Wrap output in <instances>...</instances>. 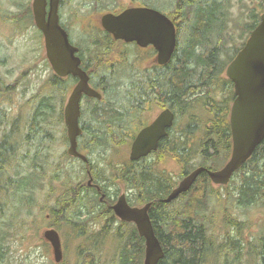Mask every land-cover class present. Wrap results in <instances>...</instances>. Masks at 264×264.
<instances>
[{
  "label": "trees",
  "instance_id": "obj_1",
  "mask_svg": "<svg viewBox=\"0 0 264 264\" xmlns=\"http://www.w3.org/2000/svg\"><path fill=\"white\" fill-rule=\"evenodd\" d=\"M159 1L139 0L147 5H156ZM228 4L229 0H165L167 8L165 11L170 15L178 16L177 49L165 65L152 67V71L148 73L152 76L151 79L140 85L147 94H159L162 100L176 110H183L189 115V123L184 132L186 137L180 141L175 136L169 146L161 145V151L183 155L180 162L175 159L182 165L180 175L187 174L199 165L212 170L217 169L226 158L228 159L231 151L229 109L234 92L231 81L225 74L223 76V72L257 25L263 10L250 13V23L246 24L243 33L244 42L237 48L233 46L225 48V44L228 43L224 32L225 25L230 19ZM222 55H225L224 59L220 58ZM143 75H146V72ZM50 98L51 96H46L42 99L43 118L47 114L45 109L53 107L52 103L46 102ZM132 100L135 102L131 85L125 89H117V85L110 83L104 86L102 99L87 98L89 115L92 116L91 120L96 128L92 131L84 130L77 137L78 147L86 156L89 157L91 154L97 156L103 149H115L130 142L134 134L129 121L135 107ZM195 105L204 118H199L198 112L192 113L195 112ZM1 143L0 138V181L2 161L5 156ZM177 145H181L184 152L181 148L180 151ZM197 155L200 161L196 165L193 159ZM158 161L156 159L149 163H134L135 166L133 162L126 161L116 170L118 178L113 177L110 180L113 182L119 179L131 183L137 193H141V202L153 201L149 210L150 220L164 253L158 264H207L208 260L213 259L216 262L220 258L223 259L221 264H264V222L261 233L248 240H244L236 233L235 236L227 235L226 239L218 241L215 235L209 232L206 225L208 219L203 213L207 207L206 201L212 196L223 203L222 222L226 227L238 232L243 229L245 222L233 216L225 206V202L234 196L227 192L226 195H222L213 190L206 173L202 172L188 192L180 195L178 199L168 204L154 201L156 198L164 197L174 186L172 179L164 171L159 172L157 169ZM89 162L95 179L99 177L108 180V177L102 176L104 172L99 167V162L91 164L90 159ZM157 172L162 176H158ZM230 182L234 183L236 196L234 199L237 206L247 207L258 204L264 208V139L246 162L235 171ZM1 192L3 191L0 184V199L8 198L5 194L1 195ZM89 196L88 200L91 203H98L91 193ZM65 197L62 205L68 204L66 207L72 209L67 211V215L65 211L58 210L51 225L57 230L62 227H71L74 231L86 230L85 221L79 218L81 215L78 206L85 203L87 198L80 196L76 189L73 190L71 198L67 195ZM79 233L82 235L83 232ZM114 237L124 239L117 244V254L111 264H141L144 240L136 229L127 231L126 236L122 231H118ZM89 242L93 246L100 241L90 239ZM230 253H233L232 258H229ZM98 254L99 249L89 248L80 251L82 264H95Z\"/></svg>",
  "mask_w": 264,
  "mask_h": 264
},
{
  "label": "flooded vegetation",
  "instance_id": "obj_2",
  "mask_svg": "<svg viewBox=\"0 0 264 264\" xmlns=\"http://www.w3.org/2000/svg\"><path fill=\"white\" fill-rule=\"evenodd\" d=\"M89 1H85L83 3V7L81 8L85 7L86 10H84L82 13L80 11L78 12L75 8H72L71 10L73 13H76L75 15L69 11V8H67V6L65 5L64 0H59L57 7L58 22L61 28L66 32L69 43L73 47H75L76 50L74 55L79 58V68L83 70L87 75L88 84L91 88L98 91L101 96H103L104 86L109 83L117 85V89H125L131 85L132 94L135 99V107L129 120L130 126L134 131L133 137L129 142V150L131 143L133 142L135 136L139 133V131L151 125L162 112L169 111L172 115V126L170 124L169 126L165 127V135L158 139L156 149L150 151L147 155L142 156L136 160H130L128 154L127 161H131L133 162V164H143L158 159L159 161L157 163H162L165 159L171 157L174 160L177 158L178 162H180V159H182L183 155L179 156L175 155L173 152V154H171L168 151H161V145L169 146V143L172 142L173 137L175 136H177L180 141L184 139V132L186 130V124L183 120L184 111L176 110L169 103L162 100V97H159V94H147V91L143 89V87L139 86L142 82L146 80L149 81L151 79L152 76H150L148 73L152 71V67H154L155 65L163 66L166 63L163 65L157 63V52L152 45L149 44L147 46H140L135 41L127 42L122 39H115L112 34L107 32L101 25V16L105 13L119 14L128 7L153 8L165 14L170 20H172L176 31L175 49H177L178 16L170 15L169 13H167V11H165V9H167L166 7L164 8L165 4H163L165 3V0H162V2L160 0V2L162 3L161 7H153L155 5L152 4H149V6L147 4L139 2V0H129L123 7H116L109 10H105V7L100 8L98 6L97 0ZM31 17L33 19V24L35 25L32 10ZM22 25H25L23 20ZM36 30L39 33V36L42 38L44 45L43 34L37 27ZM127 49L129 51H135L132 56L129 54L132 57L131 59H129V56L125 53ZM49 66L52 73L51 79L49 81L53 83V90L59 92L61 94H59L60 96H63V99L59 98L60 107L57 109L55 107L48 108V110L45 109L47 114L43 118L41 112L44 109L41 110V105L42 99L44 97L42 98V95L35 96V98H38V101L35 104V108L31 117L32 121L28 123V126L22 123L19 124L7 122V127L1 137V144L5 154L2 161L1 186L2 191H4V194L6 195V197H8V202L0 204V217H4L7 220H10V217L15 218L14 221L17 223V228H21L25 223L27 216L32 215L33 211L37 209L39 211L44 210V212H46L45 217L50 222H52L54 219V215L58 210L66 211L67 215V211L69 209H72L71 207H66L68 206V204L62 205L65 202L64 197L66 195L71 198L73 190L76 189L77 193L79 192L80 196L85 198L87 196H85V193L92 190L93 196L95 198L97 196L96 199L99 204H79L78 207H80L81 216L83 214H88L89 210L86 207L99 206L102 207L104 213H108L109 219H107L106 221H117L121 224H119L120 226L126 223L132 224L133 228L136 229V226L133 222H126L119 219L114 214L112 205L117 201L120 195H124L125 200L130 207H142L146 203H151V201L147 200L141 202V193H137L138 191L135 189V187L131 186V183L128 184L126 182L123 183H125L124 186L126 188L129 187L128 189H125L123 192L119 193V195L116 194L113 197L109 198L110 187L106 185L104 181H101L103 180L102 178H94L90 167L89 157L86 156L84 151H82L78 147V142L77 151L86 156L87 162H84L81 159L68 154L69 142L67 139L63 112L67 97L75 84L78 82L79 78L72 74L61 76L53 70L50 64ZM144 72H146V75H143ZM34 74L35 76H40V74H38V71ZM148 96H151V98ZM87 98L90 97L86 96L85 94H82L80 98V115L78 117V124L81 132L84 130L92 131L96 128L93 124V121L91 120L92 116L89 115V109L87 108L86 104ZM50 117H53L52 120L56 121L57 124L53 123L54 125H52ZM59 122L62 126V134L58 133ZM52 132L58 133L60 136V141H63L62 151L57 154V147L55 146V143L57 144L58 140H56ZM161 140L166 141L161 144ZM177 147L179 149L181 148L184 152V149L181 147V145H177ZM74 159L81 162L82 167H84L85 179L84 177H82L81 183H76L77 187H75V184L73 183ZM196 167L198 166H195V168ZM185 175L186 174L181 175V178L178 180V182ZM158 176L162 175L158 173ZM46 178L49 179L48 184H44V191L46 192L47 197V206L37 208L36 206L39 196L38 193L43 189V179ZM177 183L170 189V191L177 185ZM85 190L87 191L84 193ZM169 192L164 197L156 198L154 199V201L163 203L161 200L165 198L169 194ZM130 195L135 196V199L134 197L131 199ZM178 197H180V195ZM178 197L176 199H178ZM152 203L150 207L152 206ZM9 207H15L16 210L11 211V208ZM149 210L150 208L148 209V214L150 212ZM81 216H79L80 219ZM9 223L10 222H6L7 226H9ZM51 227V224H47L44 230ZM44 243L48 244L52 254V248L49 242L44 239ZM51 261H53L51 262V264H65L63 259L60 262H55L53 258V260Z\"/></svg>",
  "mask_w": 264,
  "mask_h": 264
},
{
  "label": "rangeland",
  "instance_id": "obj_3",
  "mask_svg": "<svg viewBox=\"0 0 264 264\" xmlns=\"http://www.w3.org/2000/svg\"><path fill=\"white\" fill-rule=\"evenodd\" d=\"M64 1L71 13H73L71 10L72 8L82 13L86 10L85 7L81 8L83 7V3L89 0ZM128 1L129 0H97L98 6L100 8L105 7V10L116 7L121 8L125 6ZM31 2L32 0H0V138L7 127V122L22 123L28 126V123L32 121L31 117L35 104L38 101V98H35V96L42 95V98L51 96L47 101L50 104L52 103L53 107L56 109L60 107L59 98L63 99V96H60L61 94L59 92L53 90V83L49 81L52 74L51 68L44 54L43 40L37 32L36 26L33 24V19L31 17ZM161 2L159 1L155 6L161 7ZM165 7L166 5H164V8ZM263 9L264 1L261 0H229L228 12L230 19L226 22L224 31L228 43L225 44V48H230L232 46L237 48V46L239 47L241 43L244 42L243 33L246 24L250 23V13H258ZM73 14L76 15V13ZM22 20L25 25H22ZM181 35L184 36V34ZM125 53L129 56V59H131L135 51H129L127 49ZM220 58L224 59L225 55L220 56ZM37 71L40 76H35L34 73H37ZM224 74L225 71L223 72V76ZM194 110L195 112H191H198L199 108L197 105H195ZM199 113L200 111L198 112V117L204 118V116L201 113L199 115ZM183 116L184 119H182L187 125L189 123V115L185 112ZM52 119L53 117H50L51 124H57L56 121ZM60 124L59 122L58 133L62 134V126ZM52 133L56 140H58L57 144L55 143L57 154L62 151L63 141H60L58 133ZM99 153L100 154L97 156L96 154H91L89 159L92 163L99 162L98 165L104 172L102 176L108 177V180L101 181H104V183L110 187L109 198H111L127 189L123 181L115 178L116 180L113 181V183L110 180H112L113 177L118 178L116 172L117 168L128 160L129 143L115 149H103L99 151ZM226 160L222 162V165ZM199 161L200 157L197 155L193 159V163L197 165ZM156 166L159 171L166 172L172 179L171 181L174 185L181 178L182 165L171 157L165 159L162 163H158ZM73 170V183L76 185V183H81L82 177H84V169L81 162L74 159ZM1 182L2 181H0V184ZM48 182V178L43 179V189L38 193L37 208L47 206L44 184L46 185ZM211 187L222 195H226L227 192L229 195L231 193L234 198L236 197L234 194V183L232 182L223 186H216L211 183ZM90 193L93 195L92 191H87V193H85V195H87L85 198H88ZM3 194L4 191L1 192V195ZM133 197L134 196L130 195L131 199ZM234 198H229V200L225 202V206L233 216L245 222L243 229L238 232L233 228L226 227L222 222L224 206L221 201L217 200L214 196L206 201L207 207L203 213L208 219L206 225L209 228V232L215 235L218 241L226 239L227 235L235 236L236 233L244 240H248V238L251 239L261 233L263 227L262 223L264 222V208L258 204L239 207ZM7 202V198L2 199L1 197L0 204ZM85 203L91 202L86 199ZM9 208H11V211L16 210L15 207ZM86 208L89 210L88 214H83L81 216V220L85 221L86 230L80 231L79 229H75L74 231L71 227H62L58 229L61 235L64 263L82 264L80 251L83 252L86 249L93 248L95 250L99 249L95 264H111L112 259H114L117 254V244H120L124 239L123 237L117 239L114 237L115 234L118 231H122L123 235L126 236L127 231H131L133 226L128 223L120 226L121 224L117 221H106L109 219V216L108 213L103 212L102 207ZM45 213L44 210H34L32 215L27 216L21 228H17V223L14 221L15 218L10 217V220H7L4 217H0V264H51V262H53L51 261L53 257L50 248L47 243H44V239L41 236L47 224H52V222L45 217ZM6 222H10L9 226H7ZM104 230L106 231L105 233ZM79 232H83L81 233L82 235H80ZM90 239H97V241L100 242L91 246L89 242ZM232 257L233 253H230L229 258ZM222 262V258L218 259L215 263L212 259V261L208 260L207 264H221Z\"/></svg>",
  "mask_w": 264,
  "mask_h": 264
},
{
  "label": "water",
  "instance_id": "obj_4",
  "mask_svg": "<svg viewBox=\"0 0 264 264\" xmlns=\"http://www.w3.org/2000/svg\"><path fill=\"white\" fill-rule=\"evenodd\" d=\"M58 1L32 0L31 8L35 25L43 34L45 54L53 70L61 76L72 74L79 78L67 97L63 115L69 142L68 154L87 162L86 156L77 151V136L81 133L78 124L80 98L85 94L101 99V94L89 86L87 75L79 68V58L74 55L76 49L59 25ZM101 25L115 39L135 41L140 46L152 45L160 65L170 60L176 46L172 20L153 8L128 7L119 14L105 13L101 16ZM225 75L234 88V100L229 113L232 142L230 156L217 170L203 166L194 168L161 200L163 203H169L187 192L202 172L207 174L213 184L226 185L264 139V10L244 45L227 64ZM171 119V113L164 111L151 125L139 131L131 143L129 159L136 160L155 150L158 139L165 135V127L171 124ZM150 205L149 202L142 207H130L124 195H120L112 205L114 214L123 221L133 222L138 235L143 238L142 264H158L164 254L149 218ZM42 236L50 243L55 262H60L63 251L59 233L49 228L43 231Z\"/></svg>",
  "mask_w": 264,
  "mask_h": 264
},
{
  "label": "bare ground",
  "instance_id": "obj_5",
  "mask_svg": "<svg viewBox=\"0 0 264 264\" xmlns=\"http://www.w3.org/2000/svg\"><path fill=\"white\" fill-rule=\"evenodd\" d=\"M187 40H188V39H187ZM185 43H186V42H185ZM183 44H184V43H183ZM178 49H179V48H178ZM181 49H182V48H181ZM181 49H179V50H181ZM178 53H179V52H178ZM139 86H140V85H139ZM139 86H138V87H139ZM143 88H144V87H143ZM150 89H151V88H150ZM106 92H107V91H106ZM111 93H112V92H111ZM142 93H143V92H142ZM113 94H114V93H113ZM137 94H139V93H137ZM144 94H145V93H144ZM111 96H112V95H111ZM145 96H147V95H145ZM145 96H144V97H145ZM147 98H148V97H147ZM147 98H146V99H147ZM150 98H151V97H150ZM148 99H149V98H148ZM139 100H141V99H139ZM157 100H158V99H157ZM132 101H133V100H132ZM133 102H134V101H133ZM148 104H149V103H148ZM142 105H143V104H142ZM186 106H187V105H186ZM142 109H144V108H142ZM142 112H143V111H142ZM190 112H191V111H190ZM184 113H185V112H184ZM186 113H187V112H186ZM181 115H182V114H181ZM93 116H94V115H93ZM97 117H98V116H97ZM193 120H194V119H193ZM193 120H192V121H193ZM175 125H176V124H175ZM97 126H98V125H97ZM171 126H172V124H171ZM95 127H96V125H95ZM197 127H199V126H197ZM173 130H174V129H173ZM194 130H195V129H194ZM182 133H183V132H182ZM182 135H183V134H182ZM171 136H172V135H171ZM119 137H120V136H119ZM185 137H186V136H185ZM117 138H118V137H117ZM169 138H170V137H169ZM173 138H174V137H173ZM122 139H123V138H122ZM161 141H162V140H161ZM161 143H162V142H161ZM166 143H167V142H166ZM169 144H170V143H169ZM166 145H167V144H166ZM140 165H141V164H140ZM133 166H135V165H133ZM132 168H133V167H132ZM143 168H144V167H143ZM134 171H135V170H134ZM136 171H137V170H136ZM138 171H139V170H138ZM148 171H149V170H148ZM159 172H160V171H159ZM159 172H157V173H159ZM135 173H136V172H135ZM150 173H151V171H150ZM165 173H166V172H165ZM152 174H153V173H152ZM152 174H151V175H152ZM160 174H161V173H160ZM156 175H157V174H156ZM163 176H164V175H163ZM165 178H166V177H165ZM160 179H162V178H160ZM163 182H164V181H163ZM198 185H199V184H198ZM200 186H201V185H200ZM133 187H135V186H133ZM133 187H132V188H133ZM195 187H196V186H195ZM128 188H129V187H128ZM128 188H127V189H128ZM205 188H206V187H205ZM200 189H202V188H200ZM202 190H203V189H202ZM85 191H86V190H85ZM85 191H84V192H85ZM103 191H104V190H103ZM140 191H142V190H140ZM187 192H188V191H187ZM200 192H201V191H200ZM78 193H79V192H78ZM86 193H87V192H86ZM189 193H190V192H189ZM191 193H192V192H191ZM183 194H184V193H183ZM193 194H194V193H193ZM199 194H201V193H199ZM77 195H78V194H77ZM162 195H163V194H162ZM85 196H86V195H85ZM106 196H107V194H106ZM134 197H135V196H134ZM193 197H194V196H193ZM149 198H150V197H149ZM149 198H148V199H149ZM77 199H78V198H77ZM82 199H83V198H82ZM85 199H86V198H85ZM136 199H137V198H136ZM181 199H182V198H181ZM200 199H201V198H200ZM83 200H84V199H83ZM201 200H202V199H201ZM201 200H200V201H201ZM150 201H151V200H150ZM178 201H179V200H178ZM183 201H184V200H183ZM191 202H192V201H191ZM203 202H204V201H203ZM175 203L177 204V202H175ZM98 204H99V203H98ZM65 205H66V204H65ZM200 205H201V204H200ZM169 206H170V205H169ZM201 206H202V205H201ZM98 207H99V206H98ZM202 207H204V206H202ZM199 208H200V207H199ZM68 211H69V210H68ZM193 211H194V210H193ZM65 214H66V211H65ZM63 215H64V214H63ZM109 215H110V214H109ZM104 216H105V215H104ZM57 217H59V216H57ZM230 228H231V227H230ZM224 237H225V236H224ZM222 238H223V237H222ZM222 241H223V240H222ZM225 241H226V240H225ZM226 245H227V244H226ZM113 246H114V245H113ZM99 247H100V246H99ZM232 247H233V246H232ZM250 247H251V246H250ZM228 248H229V247H228ZM248 248H249V247H248ZM114 250H115V249H114ZM239 250H240V249H239ZM249 250H250V249H249ZM101 251H102V250H101ZM102 255H103V254H102ZM222 257H223V255H222ZM235 257H236V256H235ZM259 257H260V256H259ZM108 258H109V257H108ZM251 259H252V258H251ZM216 260H217V259H216ZM211 261H212V259H211ZM214 263H215V262H214ZM214 263H213V264H214Z\"/></svg>",
  "mask_w": 264,
  "mask_h": 264
}]
</instances>
